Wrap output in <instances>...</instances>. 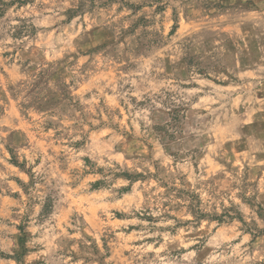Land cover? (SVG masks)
<instances>
[{
    "label": "rangeland",
    "instance_id": "obj_1",
    "mask_svg": "<svg viewBox=\"0 0 264 264\" xmlns=\"http://www.w3.org/2000/svg\"><path fill=\"white\" fill-rule=\"evenodd\" d=\"M0 264H264V0H0Z\"/></svg>",
    "mask_w": 264,
    "mask_h": 264
},
{
    "label": "trees",
    "instance_id": "obj_2",
    "mask_svg": "<svg viewBox=\"0 0 264 264\" xmlns=\"http://www.w3.org/2000/svg\"><path fill=\"white\" fill-rule=\"evenodd\" d=\"M164 98L157 97L160 101V104L163 105L162 109H157L155 105V100L148 99L145 101L143 106H151L153 113L152 119L156 121V125L153 127L154 130L157 132L159 137H161L165 144H168L169 141L173 138V135H169V128L172 127L175 131L173 133L176 134V131L182 124V118L185 116V108L181 105L174 104V97L172 94L165 93ZM166 116V118L164 116ZM161 120V121H159ZM172 137V138H171Z\"/></svg>",
    "mask_w": 264,
    "mask_h": 264
}]
</instances>
